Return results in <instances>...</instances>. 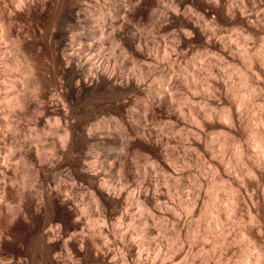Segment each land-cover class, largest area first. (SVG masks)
Segmentation results:
<instances>
[{"label": "clouds", "instance_id": "obj_1", "mask_svg": "<svg viewBox=\"0 0 264 264\" xmlns=\"http://www.w3.org/2000/svg\"><path fill=\"white\" fill-rule=\"evenodd\" d=\"M54 3L7 0L0 15V264H264V0H75L95 50L76 44L42 86L35 30L56 31ZM73 59L81 96L106 77L127 107L101 117L119 144L106 169L87 163L95 187H46L77 123L55 84Z\"/></svg>", "mask_w": 264, "mask_h": 264}, {"label": "rangeland", "instance_id": "obj_2", "mask_svg": "<svg viewBox=\"0 0 264 264\" xmlns=\"http://www.w3.org/2000/svg\"><path fill=\"white\" fill-rule=\"evenodd\" d=\"M7 0H0V10H2V14L0 15H11V9L6 7L7 2H5ZM188 2H190V0H187ZM148 4L154 6L155 0H147ZM75 0H55V3L52 7H50L49 12L47 14V20L45 21V23L52 25V27H54L56 29V31H52V28H49V30L47 32L42 31L40 28H36V36L38 37V39L35 41L37 47H36V51L40 50V46H42L44 48V51L47 53V55L43 58L42 62L39 65V71L42 73V76L44 77V79L42 78V86H46L45 85V81L48 80L52 73L56 71L57 67H60V64L58 65V63L61 61L62 62V57L60 55V44H61V39H62V29L64 30V33L67 37H72V33L73 32H81L82 30H77L75 27H73V25L64 19L62 11L63 10H68V9H73L75 7ZM81 6V5H79ZM82 7V6H81ZM201 10H204V8H202ZM209 15L212 14H216L218 16V19H221V22L227 24V21H225L223 19V15L222 12L218 13L215 9H212L209 11L208 13ZM139 18V17H137ZM242 22V21H241ZM91 23V22H90ZM90 25V24H89ZM129 30L128 26H126L125 31L127 32ZM91 31V30H90ZM199 36V35H198ZM87 38L89 39L88 43L91 42V35L87 36ZM79 42V41H78ZM126 46L128 48H133V41H129L126 40L125 41ZM197 43L200 44L202 43V37L199 36V38L197 39ZM78 44V43H77ZM214 48L218 49V46H214ZM95 50V45H93V50ZM91 51V52H92ZM56 52V53H55ZM88 53L89 51H85V53ZM56 54V57H55ZM58 54V55H57ZM55 59H57L56 61H54ZM58 62V63H56ZM126 66V67H125ZM125 68L129 67V65L126 63L125 64ZM62 68V66L60 67ZM55 69V70H54ZM46 77H48L46 79ZM63 82V83H62ZM55 84L57 86V90L60 91L62 94L67 93L69 90H67L66 84L64 83V80L61 78L60 75H58L56 77L55 80ZM65 89V90H64ZM78 91V87L77 85H75L74 89L72 91H69V98L72 99L74 98V96L77 97V102L76 105L74 107V111L77 113L75 119H81V120H85L86 119H90V121L88 120V123L91 125L96 124H101L100 122L104 123V124H108L106 126H108V128L106 129L109 132V129L111 128V125L109 123H105L103 120H101V117L104 115H117L119 111L116 109L115 107V101L108 98L105 94H92V93H83L82 96L81 94H77ZM140 95H143V93H141ZM120 103V100L118 101ZM131 103V100H129V104ZM48 111H51V108L48 109ZM123 113L125 115V109L123 110ZM40 126L43 127V121L40 123ZM112 133L110 135V140L113 141L114 145L118 146L119 144V139L115 138L118 137V134L115 132H109ZM102 139V137H101ZM93 150V151H92ZM89 153L91 154L90 156L96 159L98 158L99 160H104L106 162V165L109 166V162L115 159V152L112 150L110 152V154H106L104 153V151H102V149H96L91 147L89 149ZM99 151V152H98ZM95 156H99V157H95ZM92 157V158H93ZM91 158V159H92ZM93 158V159H94ZM61 161L62 164L57 167L56 169H54L52 172L57 175H60L61 179H65L67 180L69 178V175L71 177H73V171H72V167H71V158L68 159H62ZM120 167L119 163H116L115 167L112 169V173L114 174L115 171ZM48 168V167H47ZM47 168H45L46 170H42V175H40V177L42 178V182L44 183V185L46 187H55V183L58 181V177H53L51 175H49L50 173L47 172ZM59 170V171H58ZM61 170V171H60ZM58 172V173H57ZM60 172V173H59ZM62 172V173H61ZM67 174V175H66ZM51 178H50V177ZM59 178V179H60ZM131 178V177H129ZM50 185V186H49ZM63 187V186H62ZM71 207H69L67 205V207L69 208H73L74 205L71 204ZM117 205L112 206L109 210L110 211H115L116 210ZM59 214L57 215V219H59ZM100 258L101 260H104L103 257V253L100 254Z\"/></svg>", "mask_w": 264, "mask_h": 264}, {"label": "bare ground", "instance_id": "obj_3", "mask_svg": "<svg viewBox=\"0 0 264 264\" xmlns=\"http://www.w3.org/2000/svg\"><path fill=\"white\" fill-rule=\"evenodd\" d=\"M5 2H7V1H5ZM186 2H188V1L186 0ZM80 7L81 6H79V5H75V7L73 9H68V10L62 11L64 19L69 21L73 25V27H75L77 30L79 29V30H82L81 32H83V35L77 36L75 39H72V37H67L64 33V30L62 29V34H61L62 39H61V44L59 47L60 50H58V51H60L59 53H60L62 59L67 53H69L76 46L77 43L85 45V47L81 50V53H80L81 57L84 56L85 51H89L88 53H91V51L93 50V47L92 48L87 47V45L89 44L88 43L89 39L87 38V36L92 35L90 28L88 27L90 24V21L85 20L84 24H77V21H76V17L81 16V13L78 11V9ZM2 10H0V14H2ZM198 38H199V36L197 35V39ZM137 56L139 57V54H137ZM55 57H56V54H55ZM56 60L57 59H55L54 61H56ZM80 62L83 63V60L81 59ZM56 63H58V62H56ZM59 64H60V67L62 66V68L67 67V64L64 63L63 60H62V62L60 61L58 63V65ZM75 65H76V60L73 59V67L71 69H68L67 76L63 77L64 83H65V81H67V83H65V84H66L67 90H69V91H72L74 89L75 85H77V83H76L77 80H80L82 83L84 82V77H83L82 71L79 69H76ZM85 67H87V65H85ZM126 69H124V70L126 71ZM38 75L41 79V84H42V78L44 79V77L42 76L41 72H38ZM47 78L48 77H46V79ZM101 80H103L104 83L102 82L98 88H96L95 86H92L91 88H89V85L87 83H84V92L83 93L84 94L85 93L105 94L108 98L115 101V104H116L115 107L119 111L118 116L123 118V116H124L123 110L127 107V105H121V103L118 102L120 100V96L123 95V90H121L119 88V86L115 84L114 80L108 81L106 77H101ZM77 87H79V86L77 85ZM82 87H83V85H82ZM133 90H135L134 83L129 88V91H133ZM77 94H80L79 90L77 91ZM160 112H161V110L159 108H157V109H155L153 114L154 115L159 114ZM86 120L87 121L78 119L77 123L73 125V127H72V131H73L72 142L69 145L67 151L61 153V156L65 160L68 158H71V161H72L71 167H72V171H73V178H75L81 184H85V185L90 186V187H95L93 181H95L97 178L90 177L89 174L87 173V171H85V169L87 167V163L92 161L94 158L93 155H92L93 158L90 156L92 153L91 154L89 153L90 152L89 149L91 147L95 148V151H96V149L97 150L102 149V151H104V153L110 154V152L113 150L112 147H110V146L114 145V143L109 138L112 133H109L110 131L108 132L106 130L108 128V126H106V125H108V124H104V123L100 122L101 124L95 123L94 125H92V123H91V125H90L88 123V120L90 121V119L88 118ZM89 127L91 129V135H88V132L86 130ZM101 137H102V139H101ZM115 138H118V137H115ZM147 150L151 151L154 156H157V157L159 156L158 151L153 150V149H147ZM29 157L31 159L35 160L33 153H30ZM95 157H99V156H95ZM96 160H97L98 164L101 165L102 167H104L105 169L108 167L106 165V162L104 161L105 159L99 160L98 158H96ZM62 162L63 161L57 162L55 168L50 169V168H47V166H45L42 170H46L45 168H47V170H48L47 172L50 173L49 175H51L55 178L59 176L58 177V180H59V178L61 176L55 174L56 171L54 173L52 171L54 169H56L57 167H59L62 164ZM42 170L40 171V175H42ZM101 175H103V173H101ZM41 180H42V178H41ZM79 191H80L79 189L73 190L74 193L79 192ZM48 197L50 198V200H56L57 202L59 201V199H61V197L55 192L49 193ZM120 203H122V201L110 202L108 200H105V204L107 205V207L109 209L112 206L118 205ZM71 204H72L71 201L67 202V205L69 207H71L70 206Z\"/></svg>", "mask_w": 264, "mask_h": 264}]
</instances>
